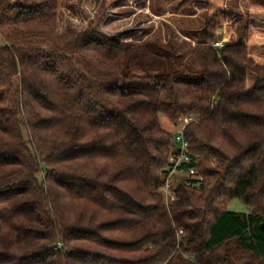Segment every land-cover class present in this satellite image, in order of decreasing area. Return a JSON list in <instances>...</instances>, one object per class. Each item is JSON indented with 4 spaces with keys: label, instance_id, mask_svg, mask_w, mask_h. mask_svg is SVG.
Listing matches in <instances>:
<instances>
[{
    "label": "trees",
    "instance_id": "16d2710c",
    "mask_svg": "<svg viewBox=\"0 0 264 264\" xmlns=\"http://www.w3.org/2000/svg\"><path fill=\"white\" fill-rule=\"evenodd\" d=\"M61 1L0 0V264H264V0H189L166 42L60 32ZM160 115L198 173L169 204Z\"/></svg>",
    "mask_w": 264,
    "mask_h": 264
},
{
    "label": "rangeland",
    "instance_id": "374dc122",
    "mask_svg": "<svg viewBox=\"0 0 264 264\" xmlns=\"http://www.w3.org/2000/svg\"><path fill=\"white\" fill-rule=\"evenodd\" d=\"M70 4L73 12L68 13L64 1L60 2V11L65 14L61 18L60 32L67 27L81 31L94 25L107 35L125 40L163 42L169 40L174 32L192 37L201 36L204 32L205 11L191 5L189 0H122L107 10L103 9L101 0H72ZM217 34L222 37L221 42L226 38V29L218 30ZM160 123L174 134L186 126L184 122L175 125L164 115H160ZM175 176L177 181H185L183 175ZM228 209L237 213L247 212L240 200H233Z\"/></svg>",
    "mask_w": 264,
    "mask_h": 264
},
{
    "label": "built area",
    "instance_id": "2783aa9c",
    "mask_svg": "<svg viewBox=\"0 0 264 264\" xmlns=\"http://www.w3.org/2000/svg\"><path fill=\"white\" fill-rule=\"evenodd\" d=\"M223 46L224 44L222 41L215 43V47L217 48H222ZM174 144L175 152L170 157L171 166L169 168V174L162 186V193L164 194L168 204L176 200V195L173 189V183L176 180L175 175H183L185 177V182L188 185H192V182L198 179L197 169L194 166H191L186 170L183 169L184 165L191 164L193 162V156L190 151L189 143L185 140L183 131L176 134Z\"/></svg>",
    "mask_w": 264,
    "mask_h": 264
},
{
    "label": "water",
    "instance_id": "95a60500",
    "mask_svg": "<svg viewBox=\"0 0 264 264\" xmlns=\"http://www.w3.org/2000/svg\"><path fill=\"white\" fill-rule=\"evenodd\" d=\"M220 32H222V29H219Z\"/></svg>",
    "mask_w": 264,
    "mask_h": 264
}]
</instances>
